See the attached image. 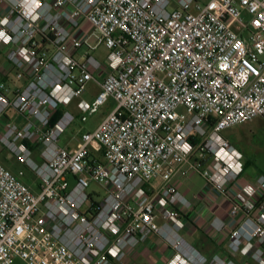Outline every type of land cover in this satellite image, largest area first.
I'll return each instance as SVG.
<instances>
[{"label":"built area","instance_id":"2783aa9c","mask_svg":"<svg viewBox=\"0 0 264 264\" xmlns=\"http://www.w3.org/2000/svg\"><path fill=\"white\" fill-rule=\"evenodd\" d=\"M0 54L13 75L0 144L22 167L0 162V264H126L154 236L166 264H240L184 239L193 204L173 178L190 170L229 202L211 230L264 264V175L241 181L243 153L223 135L264 118V0H0ZM110 102L76 149L61 144Z\"/></svg>","mask_w":264,"mask_h":264},{"label":"rangeland","instance_id":"374dc122","mask_svg":"<svg viewBox=\"0 0 264 264\" xmlns=\"http://www.w3.org/2000/svg\"><path fill=\"white\" fill-rule=\"evenodd\" d=\"M203 2H206L207 0H202ZM174 7L171 6L170 9H173ZM228 26H230L235 31H240L242 29L241 25L233 20L232 18H229L227 20ZM90 43L92 45H95L96 38H92L90 40ZM87 50V48L81 50V53H84ZM91 55H95L100 60H104L107 55V51L104 47L99 48L96 51H90ZM0 58H2V55L0 54ZM0 63L2 64L1 69H5L7 73H10L11 75V67L6 62L0 59ZM13 79V75L10 76V79L8 83L10 84L11 80ZM99 91V88L94 82H91L88 87L85 95L83 96L87 100H92L93 97L97 95ZM115 107V104L113 102L108 103L104 107H102L97 113L89 115L88 120L86 123H82L78 119L66 129L64 132L62 138H61V144L67 145L70 142V148L76 149L79 145L80 135L86 131H92L94 130L97 125L101 122V120L107 115L108 112H110ZM69 109H71L72 112L77 113V110L75 108V105L69 106ZM180 111H183V109H180ZM0 129H3L2 123H0ZM226 138H228L231 143L243 153V164H244V174L242 176L241 181H247L252 180L254 177H256L259 174L264 175V118L259 117L252 121H249L245 124L238 125L236 127H233L232 129L226 131L223 134ZM194 160L196 162L202 161L203 163H209L211 162V157L208 154H205L203 156H200V154H196L194 156ZM0 162L3 163L6 167L9 165H16L17 167H20L11 157L7 151L2 147L0 144ZM11 170V169H10ZM27 177H29L35 184L37 183L34 179V176L30 172H26ZM226 216V214H225ZM221 216V217H225ZM182 235L184 239L192 244L197 250L198 253L203 255L205 258L210 260L214 256H219L222 259H235L240 264H257L255 261H253L251 258H243L239 255H234L229 251V243L226 244V251L227 256H224V253L221 249H219L216 245H214L211 241V239L205 235L204 233H201L199 231L195 230V227H192L191 229H187L186 231L182 232ZM197 236V240L202 243V245H205L208 247L209 250L212 251L211 256H207L204 252L200 251L199 248L194 245L195 237ZM218 238H222L225 235L220 234L217 235ZM228 240V238H227ZM164 243V242H163ZM165 244V243H164ZM165 250H170L169 246L165 244ZM172 257V254H171ZM170 257V258H171ZM169 258V260H170ZM168 260V261H169ZM167 261V262H168ZM13 264H27L21 259H15Z\"/></svg>","mask_w":264,"mask_h":264},{"label":"crops","instance_id":"0c3cea01","mask_svg":"<svg viewBox=\"0 0 264 264\" xmlns=\"http://www.w3.org/2000/svg\"><path fill=\"white\" fill-rule=\"evenodd\" d=\"M0 59L2 62L5 61L3 57ZM1 68L2 64L0 63V80H6L7 71ZM74 105H76V103H74ZM15 167L17 166L13 164L8 166L9 169ZM255 178L256 177L252 180L247 179V181L253 182L255 181ZM173 184L176 186L177 191L193 204L189 213V218L191 219L195 230L207 235L211 239L212 243L222 250L224 256H227V236L225 235L222 238H218L217 235L220 234L212 231L210 224L215 216H225L229 207V202L215 192L200 176V174L194 170H190L185 173H177L173 178ZM34 185L35 186L31 187L36 191L38 186L37 184ZM194 237V245H196L199 250L204 252L207 256H211L212 251L205 245H202V243L197 240V236ZM165 248V244L160 238L155 236L151 237L147 243L141 245L135 253L127 258L126 264H166L171 257L172 251H167Z\"/></svg>","mask_w":264,"mask_h":264},{"label":"trees","instance_id":"16d2710c","mask_svg":"<svg viewBox=\"0 0 264 264\" xmlns=\"http://www.w3.org/2000/svg\"><path fill=\"white\" fill-rule=\"evenodd\" d=\"M61 116V111L60 112H58L56 115H55V117H54V119H53V121L55 122L59 117ZM11 170H13L14 171V173H16V174H19L20 173V171L22 170V167L20 168V167H15V168H11ZM22 180L25 182V183H27L28 185H30V186H35L34 184V182L29 178V177H27V175L25 174L24 176H22Z\"/></svg>","mask_w":264,"mask_h":264}]
</instances>
